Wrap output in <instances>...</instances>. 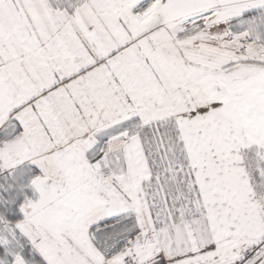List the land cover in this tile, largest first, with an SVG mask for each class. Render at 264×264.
Listing matches in <instances>:
<instances>
[{
	"label": "snow or ice",
	"instance_id": "obj_1",
	"mask_svg": "<svg viewBox=\"0 0 264 264\" xmlns=\"http://www.w3.org/2000/svg\"><path fill=\"white\" fill-rule=\"evenodd\" d=\"M0 264H264V0H0Z\"/></svg>",
	"mask_w": 264,
	"mask_h": 264
}]
</instances>
